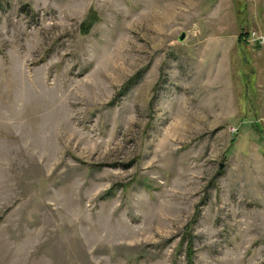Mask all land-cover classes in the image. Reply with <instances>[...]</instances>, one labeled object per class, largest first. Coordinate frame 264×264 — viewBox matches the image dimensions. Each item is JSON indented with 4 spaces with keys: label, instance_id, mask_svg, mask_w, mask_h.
Returning a JSON list of instances; mask_svg holds the SVG:
<instances>
[{
    "label": "rangeland",
    "instance_id": "obj_1",
    "mask_svg": "<svg viewBox=\"0 0 264 264\" xmlns=\"http://www.w3.org/2000/svg\"><path fill=\"white\" fill-rule=\"evenodd\" d=\"M243 7L264 35V0H0V264H264Z\"/></svg>",
    "mask_w": 264,
    "mask_h": 264
},
{
    "label": "trees",
    "instance_id": "obj_2",
    "mask_svg": "<svg viewBox=\"0 0 264 264\" xmlns=\"http://www.w3.org/2000/svg\"><path fill=\"white\" fill-rule=\"evenodd\" d=\"M243 6H244V4H243ZM243 9L245 11L244 7H243ZM239 15L240 16L243 15L242 16L243 18L241 19V23H240L241 24V31H240V34L238 35V45L242 46L243 48H249L250 47V48H252L254 50L255 49H261L263 47V45H261V44H259L257 42H255V43L251 42L252 28H251V22H250V20H248L247 11L242 13L239 10ZM90 21H88L89 25H91V23H92V21L91 22ZM136 80H134V78L133 79H129V81L126 82L123 87L126 88L128 86V88H130L131 85H133V83H135Z\"/></svg>",
    "mask_w": 264,
    "mask_h": 264
},
{
    "label": "built area",
    "instance_id": "obj_3",
    "mask_svg": "<svg viewBox=\"0 0 264 264\" xmlns=\"http://www.w3.org/2000/svg\"><path fill=\"white\" fill-rule=\"evenodd\" d=\"M252 38L253 39L255 38L253 43L257 42V43H259L261 45H264V35H262V34L258 35V34H256L255 32L252 31L251 42H252ZM232 130H233V132H235L236 128H233Z\"/></svg>",
    "mask_w": 264,
    "mask_h": 264
},
{
    "label": "water",
    "instance_id": "obj_4",
    "mask_svg": "<svg viewBox=\"0 0 264 264\" xmlns=\"http://www.w3.org/2000/svg\"><path fill=\"white\" fill-rule=\"evenodd\" d=\"M185 39V33H183L181 36H180V40H183Z\"/></svg>",
    "mask_w": 264,
    "mask_h": 264
}]
</instances>
